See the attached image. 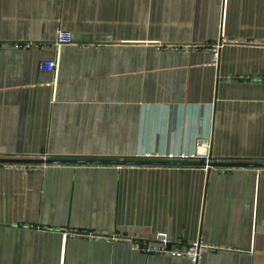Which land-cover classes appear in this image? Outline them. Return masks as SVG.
<instances>
[{
  "label": "crops",
  "instance_id": "1",
  "mask_svg": "<svg viewBox=\"0 0 264 264\" xmlns=\"http://www.w3.org/2000/svg\"><path fill=\"white\" fill-rule=\"evenodd\" d=\"M203 140L264 162V0H0V157L195 160ZM3 164L0 264H191L134 248L158 232L213 246L197 264H264V167Z\"/></svg>",
  "mask_w": 264,
  "mask_h": 264
},
{
  "label": "built area",
  "instance_id": "2",
  "mask_svg": "<svg viewBox=\"0 0 264 264\" xmlns=\"http://www.w3.org/2000/svg\"><path fill=\"white\" fill-rule=\"evenodd\" d=\"M73 40L72 33L64 29H58L56 32V45L61 47L64 45L71 44ZM214 58L216 59V50H213ZM38 67L43 70L53 71L56 67V64L52 60H41L38 64ZM209 141L203 140L197 143V150L192 156L193 159H200L207 162L209 156ZM3 164V163H2ZM3 166L6 168H16L23 171L33 170L37 168V163H4ZM97 236L100 237L99 233H91L79 230H73L64 232V236ZM107 238H121L116 234L107 235ZM133 246L135 249L146 253V254H167L172 257H187L191 264H197L198 258L201 253L205 250L213 248L210 244L203 242L200 239L186 242L184 246H181L180 243L171 242L169 236L165 232H158L154 239L152 240H140L132 239Z\"/></svg>",
  "mask_w": 264,
  "mask_h": 264
},
{
  "label": "water",
  "instance_id": "3",
  "mask_svg": "<svg viewBox=\"0 0 264 264\" xmlns=\"http://www.w3.org/2000/svg\"><path fill=\"white\" fill-rule=\"evenodd\" d=\"M208 161H202L198 158L195 160H168V159H71L44 157L40 155L34 156H18V157H0V163H40V164H96V165H163V166H205L209 169L212 166H244V167H264V162L244 161V160H213L211 155Z\"/></svg>",
  "mask_w": 264,
  "mask_h": 264
},
{
  "label": "rangeland",
  "instance_id": "4",
  "mask_svg": "<svg viewBox=\"0 0 264 264\" xmlns=\"http://www.w3.org/2000/svg\"><path fill=\"white\" fill-rule=\"evenodd\" d=\"M242 77V76H241Z\"/></svg>",
  "mask_w": 264,
  "mask_h": 264
}]
</instances>
